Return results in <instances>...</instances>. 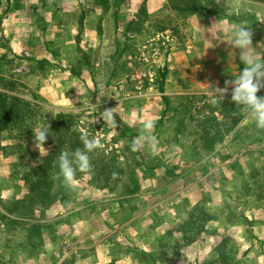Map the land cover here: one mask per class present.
Wrapping results in <instances>:
<instances>
[{
  "label": "rangeland",
  "instance_id": "374dc122",
  "mask_svg": "<svg viewBox=\"0 0 264 264\" xmlns=\"http://www.w3.org/2000/svg\"><path fill=\"white\" fill-rule=\"evenodd\" d=\"M10 2L1 0L0 56L12 61L10 74L22 85L24 98L53 115L69 114L73 130L98 141L91 169L110 164L115 177L104 189L88 176L75 179L78 203L46 211L42 253L25 260L20 246L27 219L9 214L10 203L3 202L25 192L6 174L1 149L9 141L0 132V264H57L62 259L60 264H150L145 253L158 252L165 229L203 193L209 194L212 211L229 203L249 221L229 226L237 264H264V203L242 204L228 183L235 180V171L264 163V146L247 148L264 144V129L245 122L226 83L242 66L218 59V72L212 75L190 70L202 64L193 50L206 49L203 28L196 31L190 23L220 18L222 8L211 0H129L126 6L108 0L106 8L98 0H26L24 8L15 10ZM232 14L255 27L264 19V7L242 2ZM160 27L165 30L158 32ZM15 55L29 61L19 62ZM163 67L167 76L160 93L156 78ZM209 76L222 82L211 86L228 88L221 103L207 95L204 80ZM257 95L264 96V88ZM105 109H112L115 127L99 117ZM148 120L154 125L155 150L145 142L132 151L133 139ZM30 147L35 154L46 150ZM228 156L235 158L225 161ZM151 158L163 166L151 167ZM218 226L208 225L203 239L176 264H218ZM75 247L90 248L64 258Z\"/></svg>",
  "mask_w": 264,
  "mask_h": 264
},
{
  "label": "trees",
  "instance_id": "16d2710c",
  "mask_svg": "<svg viewBox=\"0 0 264 264\" xmlns=\"http://www.w3.org/2000/svg\"><path fill=\"white\" fill-rule=\"evenodd\" d=\"M7 1L13 3L15 10L24 8L26 2V0ZM245 1L264 6V0ZM44 2L45 0H43ZM128 2L129 0H114L113 4L122 3L121 5L126 6ZM98 4L106 8L108 0H98ZM1 5L0 0V7ZM121 5L118 8H121ZM191 10L197 12L200 9L191 8ZM83 21L84 15L82 14L79 18V24L82 25ZM164 30V27H160L158 32ZM15 59L19 62L29 61L20 55H15ZM11 63L12 61L7 59L5 55L0 56V132L6 134L9 141V144L1 149L2 161L8 178L16 181L17 185L24 190L25 195L19 199L14 195H8L3 202L10 203L7 210L9 214H18L27 219L28 223L23 227L20 247L23 259L28 260L32 256H39L42 253V229L44 228L43 220L47 218L46 211L52 206L78 203L77 187L74 185V188L69 189L63 183L62 177L58 175L57 158L62 151L71 154L77 148L82 149L83 144L80 137L85 135L72 129V117L69 114L57 113L53 115L45 107L35 105L24 98L26 95L21 89L22 85L17 83L18 80L15 75L10 74L9 68H14ZM166 76V67L157 71L156 84L160 93L164 92ZM163 100L168 106L166 98L163 97ZM182 124L183 120L175 126V135L180 134ZM39 126H49L50 135L46 137V142L43 145L46 150L35 154L30 146L34 145L37 149L41 148L35 144L32 130ZM175 141L174 137L173 142ZM88 155L90 165L94 166L96 164L93 160L95 150ZM151 159H153L151 167L163 166L161 161L155 160V158ZM230 159L231 157L228 156L225 161ZM235 173L233 176L235 180L228 181L231 186L237 189L235 198L242 204L249 202L264 203V163L259 166L251 165L247 170H237ZM84 176H88L91 182L95 184L96 182L100 183L97 184V188L101 189L107 188L109 182L115 177L111 165L105 163H102L99 168L91 169L90 173L77 171L74 179ZM116 188L110 190L114 192ZM211 201L209 194L203 193L197 204L189 209L183 208L181 211L182 219L171 223L165 229L164 237L160 238L158 243V252L155 254L145 253L150 264L156 262L176 264L184 251L203 239L208 225L212 223L219 225L214 233L219 238V242L214 248L215 262L218 264H237L236 244L231 237L229 226L239 220L245 223L249 221L242 213L236 212V207L229 203L223 202L217 211H212L208 207ZM6 219L10 223H18L17 220L9 219V217ZM82 251L84 248H78L75 250V254Z\"/></svg>",
  "mask_w": 264,
  "mask_h": 264
},
{
  "label": "clouds",
  "instance_id": "9594fccd",
  "mask_svg": "<svg viewBox=\"0 0 264 264\" xmlns=\"http://www.w3.org/2000/svg\"><path fill=\"white\" fill-rule=\"evenodd\" d=\"M214 27V24L213 26ZM227 32L231 41L230 45L238 50L240 63L244 66L239 71L235 79L230 82L231 85V101L239 107L245 115V122L251 121L258 129H264V96H258L257 93L264 88V50L258 51L257 47L252 46V32L249 27L243 24H230L222 28ZM213 39L217 38L211 34ZM213 47L210 40H207ZM261 48V45L258 46ZM206 48V49H208ZM207 95L212 99L213 103L220 102L224 99L228 88H217L215 86L206 85ZM100 118L111 126L115 127L116 121L112 109H105L100 113ZM154 125L151 120L145 121L142 125L141 134L133 139L131 144L132 151H136L145 142L148 146L155 150L156 138L150 135ZM35 144L43 148L46 137L50 135L49 126H39L32 130ZM80 140L83 148H77L71 154L67 151L60 152L58 156L59 176L62 177L63 183L69 188H74L76 183L74 177L77 171L91 172L89 163V153L96 149L98 141L95 138L89 139L86 135L81 136Z\"/></svg>",
  "mask_w": 264,
  "mask_h": 264
},
{
  "label": "crops",
  "instance_id": "0c3cea01",
  "mask_svg": "<svg viewBox=\"0 0 264 264\" xmlns=\"http://www.w3.org/2000/svg\"><path fill=\"white\" fill-rule=\"evenodd\" d=\"M242 2H246L248 4H254L245 0H211V4L222 8L220 11L221 13L220 18L215 16L212 17L206 16L203 22L198 21L195 23L194 21L190 23L196 31L197 30L200 31V27L203 28L202 31L204 35L203 41L205 42L206 48L210 46L207 43V40H210L213 45V47L204 49L203 51H197V49H194L195 47L193 48L194 50L192 54H194L200 60L199 63L202 64H197L193 68H191L190 70L192 73H202L204 75H212L213 73L218 72L217 69L218 59L222 60V62L227 61V62L238 63L242 66V68L244 67L240 63L238 50L234 49L230 45L231 41L228 38L227 32L222 31V28L227 25L243 24L242 20H238L239 18H236V16L232 14V12L238 11L239 6H241ZM213 24L214 27H212ZM249 29L252 32V46L257 47V50L260 51V48L258 46L261 45V36L264 39V19H262V23H257L255 27L251 26L249 27ZM211 34L215 36L217 40L213 39ZM206 37L208 38L206 39ZM222 62H219V64H222ZM206 79L211 80V82H209L208 80L206 81L204 80L205 86L214 85V84H218L219 86H222L221 81L217 82V80L211 78V76H209V78L207 77ZM75 248L88 249L87 247H75Z\"/></svg>",
  "mask_w": 264,
  "mask_h": 264
},
{
  "label": "water",
  "instance_id": "95a60500",
  "mask_svg": "<svg viewBox=\"0 0 264 264\" xmlns=\"http://www.w3.org/2000/svg\"><path fill=\"white\" fill-rule=\"evenodd\" d=\"M263 146H264V144H263L262 146L248 145L247 148L259 149V148H261V147H263ZM241 150H244V148L241 149ZM234 158H235V156L232 157L231 161H233ZM231 161H230V162H231ZM137 217H139V216H137ZM137 217H134L133 219H131V220H129L128 222L124 223L123 225H121L120 227H118V229L122 228L124 225L129 224L131 221H133V220H134L135 218H137ZM116 231H117V229L114 230V231H112L111 233H109V234L106 235L105 237H103L101 240L97 241L95 244H99L100 242H102L103 240H105L106 238H108L110 235L114 234ZM92 246H94V245H92ZM87 248H90V247H87ZM77 249H78V248H73L71 251H69V252L64 256V258L67 257V256L69 255V253H71L72 251H75V250H77ZM62 260H63V259H62ZM62 260H60L57 264H60V263L62 262Z\"/></svg>",
  "mask_w": 264,
  "mask_h": 264
}]
</instances>
